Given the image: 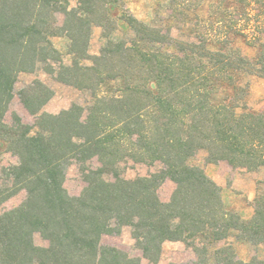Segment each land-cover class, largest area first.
I'll return each mask as SVG.
<instances>
[{
    "label": "trees",
    "instance_id": "16d2710c",
    "mask_svg": "<svg viewBox=\"0 0 264 264\" xmlns=\"http://www.w3.org/2000/svg\"><path fill=\"white\" fill-rule=\"evenodd\" d=\"M164 4L166 21L158 11L142 21L126 0H0V159L17 158L2 169L0 205L25 192L0 213V264H141L101 243L125 227L152 263L164 242L180 241L194 249L195 264H264V191L246 217L192 164L203 153L209 164L264 172V111L247 105L253 80L264 79V0ZM185 24L190 34L174 38L172 29ZM54 38L67 42L68 64ZM38 65L91 101L49 114L43 107L54 93L36 80L18 95L34 123L13 113L8 125L18 76ZM93 158L100 166L89 169ZM125 160L163 168L126 179ZM74 162L86 183L76 197L64 188ZM166 180L175 189L163 202L158 189ZM35 234L48 246L36 245ZM235 245L255 253L238 259Z\"/></svg>",
    "mask_w": 264,
    "mask_h": 264
},
{
    "label": "rangeland",
    "instance_id": "374dc122",
    "mask_svg": "<svg viewBox=\"0 0 264 264\" xmlns=\"http://www.w3.org/2000/svg\"><path fill=\"white\" fill-rule=\"evenodd\" d=\"M70 6H75L76 0H69ZM129 11L142 21H149L152 15L158 11L160 20L166 21L169 14L165 7V0H126ZM58 24L61 25L63 15L56 14ZM190 26L185 24L179 28L172 29L173 37L182 38L183 35H188ZM100 32L94 31L91 42L90 52L95 54L100 47ZM54 44L62 54V60L68 64L70 55L67 53V42L61 38H54ZM244 52L251 55V51L244 49ZM52 67L57 70L58 64H52ZM36 80L42 81L54 93L53 97L43 107V111L49 114H57L62 110L68 109L71 104L76 103L84 108H87L91 96L87 91L76 90L70 86L63 85L55 79V73L49 74L43 65H38L33 73H20L17 82L14 86V96L8 105V110L4 116V121L8 125L12 124V114H17L21 120L29 125L35 121V117L31 115L19 99V91L26 88ZM247 105L254 111H264V79H255L249 90L247 97ZM17 163V158L9 153L4 154L0 159V183L5 182L2 178V169ZM192 164L201 167L205 174L213 180L221 189L222 196L226 204L230 208L243 211L246 217L252 214V203L256 191L262 189L264 191V172H250L244 168H233L225 161H220L216 164H209L204 159V154H198ZM87 168L96 169L100 163L96 158L91 159L86 163ZM163 168L159 162L155 163H136L132 160H125L119 164L121 174L126 179L135 177H146L154 174ZM106 180L112 181L111 175H106ZM86 186L77 163H72L66 169V177L64 188L70 196H79ZM175 189V185L170 180H166L158 189V195L161 201L168 202L171 194ZM25 198V192L21 191L0 205V213L8 211L18 206ZM132 229L125 227L119 235H104L101 243L103 245L117 248L120 251L127 253L132 258L140 259L141 264H195L197 255L194 249L180 241H166L162 245V253L157 263L149 262L142 255V250L136 244L131 235ZM34 242L41 247H47L48 242L39 234L34 235ZM230 242V240H229ZM236 256L244 261L250 259L254 255V248L249 246L235 245Z\"/></svg>",
    "mask_w": 264,
    "mask_h": 264
}]
</instances>
